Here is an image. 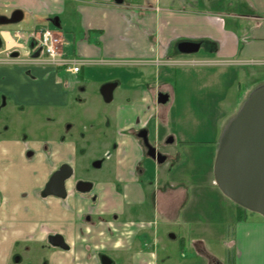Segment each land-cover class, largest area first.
I'll list each match as a JSON object with an SVG mask.
<instances>
[{"label": "crops", "instance_id": "1", "mask_svg": "<svg viewBox=\"0 0 264 264\" xmlns=\"http://www.w3.org/2000/svg\"><path fill=\"white\" fill-rule=\"evenodd\" d=\"M47 1L0 0V10L11 6L14 11H21L23 17L19 22L28 15L37 19V14L72 18L75 26L70 34L73 36L71 41L65 39L63 42L73 50L74 58L84 63L82 70L78 74H69L44 65L26 67L3 59L0 61V113L6 108L14 111L17 107L24 111L26 106H42L52 111L51 108L68 106V89L71 86L58 74L79 75L81 79L76 86L85 87L87 85L82 84L86 73L84 67L92 64L87 69L91 75L93 64L95 67L101 64L108 68L109 73L99 77H109L106 78L110 79L106 80L107 83H117L113 101L119 89L126 96L113 115L119 147L115 154L108 151L111 162L112 155L115 156L113 176L99 182L98 189L102 194L95 195V201L88 194L76 192L75 178L67 183L66 199H43L39 195L42 187L54 171L67 162L69 152L65 153L64 148L75 147V144L68 141L60 143L55 139L34 143L13 137L0 140V191L3 198L0 247H10L13 242L28 236L43 238L49 233H59L70 245V251L51 253L50 264H101V254L114 264L171 261L169 256L161 259L159 254L158 221H175L179 226L196 225V220L186 215L197 194L196 206H199L200 194L205 192L204 182L201 177H183L181 171L174 179L156 177L153 173L155 165L145 161L144 147L134 132L150 122L153 139L154 119H165L172 111L179 87L184 91L185 99L189 100L182 112L184 116L192 114L199 119L224 113L219 107L224 106V100L235 89L234 83L239 91L242 88L235 68L264 64V0ZM41 28L35 26L30 32L2 28L0 36L6 49L13 50L23 46V37L25 39L22 40L26 41L30 33ZM183 42L200 43V51L203 50L200 57H181L178 47ZM117 67L120 70L115 69ZM125 67H135L136 71L128 74L123 70ZM174 67L184 77L181 82L172 81L178 76L170 71ZM162 68L165 70L161 72ZM133 79L134 84L124 86ZM253 90L248 88L244 95L239 92L238 108ZM161 91L170 95L165 106L157 104ZM208 95L218 98L214 104L219 110L207 113L206 108L203 112L192 108L195 100L204 101L207 105L204 99ZM238 108L231 115H235ZM230 119L231 116L227 120ZM44 146L49 150L45 152ZM31 148L36 151V156L33 161H28L26 153ZM217 150L215 147L213 161ZM179 157L177 155L175 160ZM143 164L139 172V166ZM158 167L160 169L161 165ZM203 171L205 175L208 173ZM210 181L215 186L213 176ZM115 194L120 204L118 209ZM225 200L228 199L221 192V204L206 207L209 213L206 225L216 228L214 231L219 232L218 237L222 240L228 239L224 246L236 248L237 264L245 255L251 258L263 254L264 219L248 220L245 216L246 220H241L238 205L229 208ZM91 202L95 204L93 207ZM147 206L151 207L150 210ZM87 215L92 216L89 223L85 222ZM99 217H105L106 221ZM17 224L23 227H16ZM41 229L45 232L41 233ZM193 243L196 253L204 257L207 264L211 258L223 264L222 252H211L201 238L193 240Z\"/></svg>", "mask_w": 264, "mask_h": 264}, {"label": "rangeland", "instance_id": "2", "mask_svg": "<svg viewBox=\"0 0 264 264\" xmlns=\"http://www.w3.org/2000/svg\"><path fill=\"white\" fill-rule=\"evenodd\" d=\"M49 1L50 0L47 2ZM15 12L16 11H14L11 6L10 9H1L0 18L6 17L11 19ZM67 18V15L49 16L37 14V19H34L33 16L28 15L24 20L18 23L8 26L0 25V29L6 28L13 31L18 28L25 30L24 32H30L33 28H35V26H37V28L42 27L41 29L49 28L60 32L63 35V40L69 39L68 41H71L70 38L73 35L70 33H72V28L75 25L72 24V18ZM57 22H59L58 26ZM22 39L21 42L23 43V46L19 48L21 58L13 59V57L9 56L7 52H3L0 53V59H6L8 62H16L19 63L18 65L26 67L37 66V64H33L35 62H32L31 65L28 64L31 63L30 59H32L29 54L30 44L28 42V38H26V41ZM64 50L67 52L65 55L68 58H74V55H72L73 50L70 49L68 44L64 46ZM202 52L203 50L197 54L183 55L181 57H200ZM95 65L93 64L94 67L92 68H94V72L91 73V75L87 69L91 68L92 64L91 66L89 65L88 67H84L86 73L82 84L87 85L85 86V92H82L80 87L81 85L79 87L76 86L81 79L79 75L68 76L64 72H60L58 74L59 78L63 81L68 80L71 86V88L68 89V94H70L68 106L51 108L52 111H50L49 108L42 106H26L24 107V111L17 107L14 108V111H9V108H6L0 113V140L13 137L22 140L25 139L28 142L34 143L65 137L63 139L64 142H73L75 147L64 148V152H69V156L66 161L73 168V179L75 178L76 181H88L94 184V189L88 193V195L91 196L92 201H94L93 197L95 195L102 194V192L98 189L100 187L99 182L108 180L111 176H113V163L115 156L112 155L111 162L106 155L109 154L108 151L115 154L117 148L119 147L116 142L118 138L116 130L117 125L113 120V115H115L117 107L123 104L126 100L125 93L121 92L120 89L116 92V97L112 103H107L103 99L101 89L104 84L108 82L106 80L110 79H106L109 77L103 76L105 78L104 79L99 76L108 74L109 70L107 67H102L101 64L97 65L100 67H95ZM115 69L120 70L119 67ZM123 70L128 71V74L132 71H136L135 67H125ZM164 70L165 68H162L161 72ZM170 71L172 75L176 73L178 75L172 79L173 82L176 81L177 83L184 80V77L179 75L178 68L174 67V69ZM234 72L240 75L239 80L242 88L241 91H239L237 85L234 83L235 89H233L230 96L224 100V106L219 107L220 111H223L224 113L217 115L212 114L210 116L207 114L209 117L199 119L194 118L192 114L184 116L182 112L188 106L189 100L185 99L186 96L184 91H182L179 87L177 89V101L171 107L172 111L169 112L165 119L163 117L160 118V120L158 118L154 119L152 141L155 145L159 146L166 153L172 156L170 161L161 165L159 169V164L150 160L145 155V161L151 162L155 165V169L153 170L155 176H166L167 179H174L177 178L176 176H178L181 171L180 175H183V177L188 176L191 179L201 177L202 182H204L202 187L205 188V192L200 194L199 198H201V200L199 206H196L199 196V194H197L192 199L190 204L191 208L186 215L189 216L191 220H196V225L194 223L191 226H179V224L175 223V221H170V223L167 221L165 222L162 219L161 221H158L159 225L157 224V228L159 229V238L161 239L159 254L161 259L169 256L171 260L166 261L165 263L161 262L160 264H207L208 262H206V259L196 253L193 240H197V238L204 240L211 252H222L224 254L223 264H237V257L235 256L236 248L224 246L223 243L225 241L227 242L228 239L222 240L218 237L220 235L218 234L219 232L214 231L216 228H211L206 225L205 222L206 217H208L209 214L207 212V208L217 207V204H221V202H219L221 190L217 184L214 186L210 181L212 176L215 178V161L212 160L214 149L215 147H219V142L225 130L224 128L226 124H229L242 107L238 108L239 92L244 95L246 94L248 88L253 90L264 84V64H250L245 67L242 66L235 68ZM192 78H194V76ZM94 80L98 81V83L93 84L92 82ZM125 80H128V77H126ZM134 83L135 79L130 80L127 85L124 86H129ZM63 84L64 83H62V85ZM73 84H75L76 87ZM204 100H207V105L204 101L200 103V101L195 100L192 108L197 111L201 110L202 112L203 109L206 108L207 113L219 110V108H217L218 105L214 104L215 101L218 100V98H214V95H208ZM12 106L13 105L11 104V107ZM237 108V113L235 115H231L236 112ZM6 111H9L10 113ZM230 116L232 119L227 120ZM199 117L202 116L200 115ZM5 127H7L8 130H6ZM134 135L138 138L136 131L134 132ZM170 138H174L175 141L167 145L166 143ZM139 144L144 147L140 139ZM177 155H180L181 158L179 157L175 160ZM98 162L101 164L99 167L96 165ZM144 165L145 164L139 166V169H142ZM169 169L170 171L167 172ZM203 170H207L208 173L205 175ZM106 190L108 192V189ZM106 190L104 192H106ZM114 196L118 205V197L116 194ZM225 201V204L227 203L229 208L232 207V205L234 207L236 206V204L230 199ZM225 204L222 205L224 206ZM90 205L93 207L95 204L91 202ZM119 207L120 204L117 206V209ZM147 207L150 210L151 207ZM244 210H242L244 215L243 220H246L245 216H248V220L264 219L259 214ZM182 218H184L183 215ZM182 218H180L179 221H182ZM171 234L176 235L178 239H170ZM233 237L234 236L232 235L231 238L233 239ZM163 247L166 248L165 251L162 250ZM43 256L44 255L39 257L41 260L37 259L31 264H42L46 258ZM254 260L257 261L254 263ZM239 264H264V252L263 254L261 253V255H254L251 258L245 255L242 260H239Z\"/></svg>", "mask_w": 264, "mask_h": 264}, {"label": "water", "instance_id": "3", "mask_svg": "<svg viewBox=\"0 0 264 264\" xmlns=\"http://www.w3.org/2000/svg\"><path fill=\"white\" fill-rule=\"evenodd\" d=\"M22 17L23 13L17 11L11 19L4 18L2 22L14 24ZM2 44L0 37V49ZM200 49V43L183 42L178 50L182 55H193ZM116 88L117 83H107L102 87L101 94L107 103L113 101ZM169 100V94L160 93L157 102L166 105ZM167 142L173 143L174 139ZM149 147V156L157 160L158 164H164L167 157ZM72 175V167L69 164L63 165L51 177L45 195L65 198L66 181ZM214 177L228 199L264 218V84L249 94L240 111L225 128L215 157ZM92 188L93 183L89 182L77 185V190L82 193H88ZM170 239L176 240L177 236L171 234ZM51 241L55 246L68 249L65 239L60 235L52 237Z\"/></svg>", "mask_w": 264, "mask_h": 264}, {"label": "flooded vegetation", "instance_id": "4", "mask_svg": "<svg viewBox=\"0 0 264 264\" xmlns=\"http://www.w3.org/2000/svg\"><path fill=\"white\" fill-rule=\"evenodd\" d=\"M16 13V12H15ZM6 18V17H5ZM4 18H0V25L1 26H5V25H11L12 23H4L2 22ZM7 19H10V18H7ZM46 29H49V28H46ZM55 31V30H54ZM57 32V31H56ZM59 33V32H58ZM59 35H61L59 33ZM1 37V36H0ZM62 37V35H61ZM2 39V38H1ZM62 40H63V37H62ZM29 44H30V57H32L31 60V63H28V64H32V60L34 59H37L39 58L40 56L43 55V52L42 50L40 49H37L36 48V45L35 43L32 41V40H29L28 41ZM2 47L0 49V53H3V52H7L9 54V56H12L13 59L14 58H21V53H20V50L19 48L18 49H13V50H7L6 49V46L2 40ZM33 44V45H32ZM63 45H64V42H63ZM65 46V45H64ZM64 49V47H63ZM179 49V47H178ZM179 51V50H178ZM35 55H38L37 57H35ZM11 59V58H10ZM76 59V58H75ZM3 59H0V61H2ZM3 61H8V60H3ZM33 64H36V63H33ZM38 65V64H37ZM55 70H62L60 68H57ZM82 70V68H81ZM81 72V71H80ZM107 84V83H105ZM104 84V85H105ZM81 89H82V92H85V87L84 86H80ZM160 93H163V94H168L167 92L165 91H161ZM159 93V94H160ZM102 95V94H101ZM104 99V98H103ZM158 100V98H157ZM112 103V102H111ZM169 103V102H168ZM167 103V104H168ZM158 105H160L158 102H157ZM166 104V105H167ZM162 106H165V105H162ZM6 130H8L7 127H5ZM136 134L138 136V139H140L144 145V150H145V155L152 161H155L157 162V160H154L153 158H151L149 156V146H151L152 148H155L157 150V153L158 154H162L163 156H166L167 157V160L165 163H167V161H170V157L171 155L166 153L163 149H161L159 146L155 145L152 141V136H151V123L148 122L146 125L144 126H141L137 129L136 131ZM65 137H60L55 139L56 141L60 142V143H63L64 142V139ZM171 140V138L169 139ZM167 145L168 144H171V143H166ZM44 151H48L49 150V147L48 146H44L43 147ZM36 156V151L34 149H29L26 153V157L28 159V161H33V159L35 158ZM107 158L109 159V156L106 155ZM164 163V164H165ZM65 164H69L68 162H65L63 164H61L55 171L57 172L63 165ZM70 165V164H69ZM96 165L101 166V164L98 162ZM159 165H163V164H159ZM71 166V165H70ZM72 167V166H71ZM73 169V168H72ZM142 170L139 169V172H141ZM53 173V174H54ZM74 173V172H73ZM53 174L50 176L49 180L47 181V183L42 187L39 195L41 198H48V197H56V196H46L44 191L46 189V186L47 184L49 183L51 177L53 176ZM71 179H73V175L72 177L66 181V190H67V183L68 181H70ZM80 182H88V181H76V184H75V190L76 192H78L79 194H85L87 195L88 193H82L80 191L77 190V185L80 183ZM89 183H92V182H89ZM94 189V184H93V188L92 190ZM91 190V191H92ZM90 191V192H91ZM67 196H68V190H67ZM67 196L65 198H59V197H56L58 199H66ZM94 201L96 200V197L94 196ZM2 202H3V198H2V193L0 191V207L2 206ZM91 218L92 216L91 215H87L85 217V222L89 223L91 222ZM101 221H106L105 217H99ZM16 227H23L22 225H18ZM41 233L45 232L43 231V229H41L40 231ZM62 236L64 239L65 237L62 235V234H59V233H49L45 236H43V238H40L41 236H37V238L39 237V239L37 238H33L31 236H28L22 240H17L15 242H13L10 247H0V264H25V263H32L33 261H36L37 259H40L39 257H42V255H44L43 257H46L45 260L43 261L42 264H50V255L51 253L55 252V251H70V245L67 243L66 239H65V242L66 244L68 245V249H63L61 247H58V246H55L52 241H51V238L52 237H55V236ZM41 260V259H40ZM39 260V261H40ZM100 261H101V264H114V262L109 258L107 257L105 254H101L100 255ZM41 263V262H40Z\"/></svg>", "mask_w": 264, "mask_h": 264}, {"label": "built area", "instance_id": "5", "mask_svg": "<svg viewBox=\"0 0 264 264\" xmlns=\"http://www.w3.org/2000/svg\"><path fill=\"white\" fill-rule=\"evenodd\" d=\"M32 40L37 49L42 50L43 55L34 59L38 65L60 68L69 74H78L83 62L75 58H68L64 53V45L61 35L52 29H40L30 33L28 41Z\"/></svg>", "mask_w": 264, "mask_h": 264}, {"label": "trees", "instance_id": "6", "mask_svg": "<svg viewBox=\"0 0 264 264\" xmlns=\"http://www.w3.org/2000/svg\"><path fill=\"white\" fill-rule=\"evenodd\" d=\"M238 208H239V211H240V213H241V215H240V219L242 220V219H244V215H243V213H242V210H244L243 208H241V207H239L238 206ZM245 211V210H244ZM210 264H221L220 262H218V261H216L214 258L212 259L211 258V262H210Z\"/></svg>", "mask_w": 264, "mask_h": 264}]
</instances>
